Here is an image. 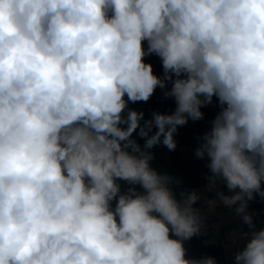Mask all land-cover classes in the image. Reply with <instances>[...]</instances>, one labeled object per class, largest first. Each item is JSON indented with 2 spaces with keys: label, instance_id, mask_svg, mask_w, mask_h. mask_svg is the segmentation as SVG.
Here are the masks:
<instances>
[{
  "label": "clouds",
  "instance_id": "clouds-1",
  "mask_svg": "<svg viewBox=\"0 0 264 264\" xmlns=\"http://www.w3.org/2000/svg\"><path fill=\"white\" fill-rule=\"evenodd\" d=\"M157 88L171 114L129 107ZM214 97L195 155L248 227L235 264H264L247 211L264 199V0H0V264H217L187 258L199 196L151 151Z\"/></svg>",
  "mask_w": 264,
  "mask_h": 264
},
{
  "label": "trees",
  "instance_id": "trees-1",
  "mask_svg": "<svg viewBox=\"0 0 264 264\" xmlns=\"http://www.w3.org/2000/svg\"><path fill=\"white\" fill-rule=\"evenodd\" d=\"M144 47L145 49L147 48L146 42ZM145 62L153 65L156 75H163L162 63L158 56L154 54L146 56ZM168 87L170 88L171 85L169 84ZM163 92L164 90L157 88L154 95L147 102L130 103L129 107L143 111L146 119H150L153 112L171 114L176 107L175 101L172 98H165ZM212 103L214 104V108L208 106L202 108L204 119L200 121L189 120L182 130L177 131L174 136L177 141L175 150L170 151L162 144L151 149L155 155V159L152 162L153 167L179 180L181 183L179 184L178 191L186 190L192 192L194 188L208 182L205 178L206 175L210 174L207 168L208 161L207 159H198L195 155V149L198 147V137L210 129V122L219 111L218 101L215 97ZM133 138L137 139L138 143L143 146L144 141L137 134L134 133ZM194 207L199 208L204 216V206L199 200ZM248 208L252 211L256 228H264V199L257 195L254 200L249 202ZM184 246L187 249V258L199 259L203 258L204 254H209L210 257H213L217 261V264H224L226 262L222 244L207 245L204 242L203 233L185 241Z\"/></svg>",
  "mask_w": 264,
  "mask_h": 264
},
{
  "label": "crops",
  "instance_id": "crops-1",
  "mask_svg": "<svg viewBox=\"0 0 264 264\" xmlns=\"http://www.w3.org/2000/svg\"><path fill=\"white\" fill-rule=\"evenodd\" d=\"M208 107L214 108V104L211 103ZM194 191L204 206L205 224L202 229L204 242L207 245L222 244L226 258L224 264H235L236 252L242 250L246 243V239L241 236V233L247 232L248 227L243 224L241 217L235 214L236 206L228 208L220 202L217 191H223L226 195H233L234 193L229 192L223 184H220L218 188L209 190L208 182L194 188ZM247 211L252 213L249 208ZM203 257H210V255L204 254Z\"/></svg>",
  "mask_w": 264,
  "mask_h": 264
},
{
  "label": "rangeland",
  "instance_id": "rangeland-1",
  "mask_svg": "<svg viewBox=\"0 0 264 264\" xmlns=\"http://www.w3.org/2000/svg\"><path fill=\"white\" fill-rule=\"evenodd\" d=\"M182 127H179L178 130H180Z\"/></svg>",
  "mask_w": 264,
  "mask_h": 264
}]
</instances>
